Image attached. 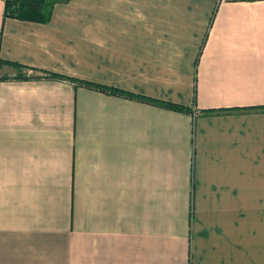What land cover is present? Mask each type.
Returning <instances> with one entry per match:
<instances>
[{
	"label": "crops",
	"instance_id": "obj_1",
	"mask_svg": "<svg viewBox=\"0 0 264 264\" xmlns=\"http://www.w3.org/2000/svg\"><path fill=\"white\" fill-rule=\"evenodd\" d=\"M3 8L0 264H264V0Z\"/></svg>",
	"mask_w": 264,
	"mask_h": 264
},
{
	"label": "trees",
	"instance_id": "obj_2",
	"mask_svg": "<svg viewBox=\"0 0 264 264\" xmlns=\"http://www.w3.org/2000/svg\"><path fill=\"white\" fill-rule=\"evenodd\" d=\"M67 0H4L3 16L15 18L19 20L34 21L39 23H47L52 14V9L56 3L66 2ZM1 63V61H0ZM43 74V75H42ZM40 77H57L63 78L62 76H54L48 72H42ZM76 84L85 85L86 87L100 89L102 91L116 93L128 97L138 98L139 100L151 102L161 107H165L172 110L185 111L186 108L178 106L176 104L165 102L161 100L148 99L143 96H136L131 93L119 90L114 87L104 86L84 80H74Z\"/></svg>",
	"mask_w": 264,
	"mask_h": 264
},
{
	"label": "rangeland",
	"instance_id": "obj_3",
	"mask_svg": "<svg viewBox=\"0 0 264 264\" xmlns=\"http://www.w3.org/2000/svg\"><path fill=\"white\" fill-rule=\"evenodd\" d=\"M25 71V70H24ZM192 218H193V212L191 211V205H190V211H189V214H188V223H189V227L191 226L192 224Z\"/></svg>",
	"mask_w": 264,
	"mask_h": 264
},
{
	"label": "built area",
	"instance_id": "obj_4",
	"mask_svg": "<svg viewBox=\"0 0 264 264\" xmlns=\"http://www.w3.org/2000/svg\"><path fill=\"white\" fill-rule=\"evenodd\" d=\"M27 74L32 75V74H33V70H32V69H28V70H27ZM42 75H43V74H42Z\"/></svg>",
	"mask_w": 264,
	"mask_h": 264
}]
</instances>
